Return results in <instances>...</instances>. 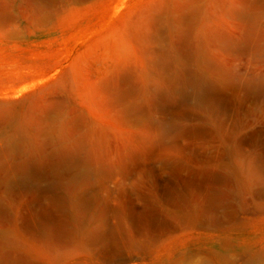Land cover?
Returning <instances> with one entry per match:
<instances>
[{"label": "rangeland", "instance_id": "374dc122", "mask_svg": "<svg viewBox=\"0 0 264 264\" xmlns=\"http://www.w3.org/2000/svg\"><path fill=\"white\" fill-rule=\"evenodd\" d=\"M0 264H264V0H0Z\"/></svg>", "mask_w": 264, "mask_h": 264}, {"label": "bare ground", "instance_id": "6f19581e", "mask_svg": "<svg viewBox=\"0 0 264 264\" xmlns=\"http://www.w3.org/2000/svg\"><path fill=\"white\" fill-rule=\"evenodd\" d=\"M164 56H165V55H164ZM170 59H171V57L167 55L166 60L169 61ZM199 97H200V96H199V88H198V91H197V94H196V98H199Z\"/></svg>", "mask_w": 264, "mask_h": 264}]
</instances>
